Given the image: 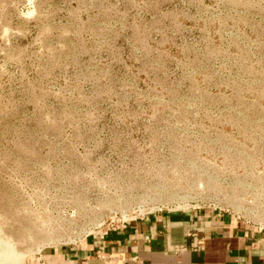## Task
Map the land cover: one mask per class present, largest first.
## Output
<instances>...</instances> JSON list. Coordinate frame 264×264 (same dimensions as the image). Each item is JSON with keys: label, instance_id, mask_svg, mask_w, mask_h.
I'll return each instance as SVG.
<instances>
[{"label": "rangeland", "instance_id": "1", "mask_svg": "<svg viewBox=\"0 0 264 264\" xmlns=\"http://www.w3.org/2000/svg\"><path fill=\"white\" fill-rule=\"evenodd\" d=\"M191 208L264 232V0H0V264Z\"/></svg>", "mask_w": 264, "mask_h": 264}, {"label": "crops", "instance_id": "2", "mask_svg": "<svg viewBox=\"0 0 264 264\" xmlns=\"http://www.w3.org/2000/svg\"><path fill=\"white\" fill-rule=\"evenodd\" d=\"M42 257L49 264H264V232L222 213L171 209Z\"/></svg>", "mask_w": 264, "mask_h": 264}, {"label": "built area", "instance_id": "3", "mask_svg": "<svg viewBox=\"0 0 264 264\" xmlns=\"http://www.w3.org/2000/svg\"><path fill=\"white\" fill-rule=\"evenodd\" d=\"M124 225V224H123ZM122 225V226H123ZM122 226H119V227H117V228H113V229H109V230H107V231H105L104 233H107L108 231H110V230H114V229H118V228H120V227H122ZM31 264H49L43 257H41V256H39V258L35 261V262H33V263H31Z\"/></svg>", "mask_w": 264, "mask_h": 264}]
</instances>
